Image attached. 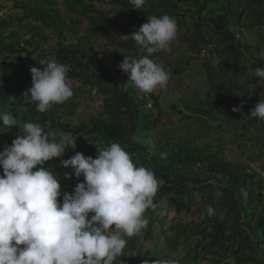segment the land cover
I'll return each mask as SVG.
<instances>
[{
  "label": "clouds",
  "instance_id": "obj_1",
  "mask_svg": "<svg viewBox=\"0 0 264 264\" xmlns=\"http://www.w3.org/2000/svg\"><path fill=\"white\" fill-rule=\"evenodd\" d=\"M3 1L12 3L5 6L0 2V8L5 6L10 15L16 17L18 14L19 17L34 18L35 21L32 27L23 30L24 35L17 29L9 28L10 23L0 17V74L7 78L6 82L0 83L2 86L17 85L20 91L24 90L23 93L16 90L10 95L8 106L0 107V264H114L126 247L127 242L123 237L130 238L147 227L145 212L156 207L154 197L160 182L152 170L136 166L119 143L113 142L107 148L96 150L89 146L95 153L85 156L81 153L83 148L79 140L76 141L80 145L75 147L74 138L77 135L70 131H45L40 124L28 121L26 103L20 105L15 102L16 92L35 103L38 112H54L60 123L74 128L70 122L61 121L58 106L68 107L74 114L76 98H79L77 90L83 86L100 89L93 83H84L82 73H87L84 67L75 70L74 65L58 62L59 55L82 49L77 40L72 45L66 43L71 41L69 26H63L54 57L49 58L52 52L42 40L45 37L40 35V26L34 28L40 21L36 14L28 15L33 7L19 6L20 0L18 3L15 0ZM28 1H36L43 6V1L47 0ZM76 1L80 0H64L63 6L70 17L76 15ZM129 3L132 8L140 10L146 0H129ZM52 4L53 0H48L46 7L56 10L65 23L59 13L60 7L54 8ZM91 6L101 10L96 2ZM1 22L4 23L1 25ZM178 23L168 15L148 17L137 31L130 34L123 32L126 35L120 37L124 40L122 51L119 55L114 54L117 58L112 56L111 65H99L108 71L119 69L115 80L118 86L122 83L118 79L127 74L128 81L142 92L134 98L143 101L145 110L157 105L152 92L158 87H166L169 81V73L150 57L153 53L169 49L177 36ZM18 38L21 39L18 41ZM129 39L135 43L127 41ZM136 48L140 52L136 53ZM82 54L79 62L99 74V66L95 69L90 64L97 62L98 58L94 56L93 60L87 61L84 50ZM254 76L264 81V67L257 66ZM91 95L88 90L84 102ZM149 99L152 100L150 106ZM105 100L103 96V105ZM121 110H124L123 107ZM240 110V106L232 108L233 112ZM249 112L252 117L264 120V100L259 99ZM80 113L81 116L84 114L83 111ZM116 115L113 113L111 117H105L104 114L101 117L115 122ZM91 119L88 118V123H81L89 124ZM13 126H17L22 135L13 136L10 141L2 143L3 133ZM15 130L13 127L11 132ZM57 136L60 137L59 141ZM101 144L104 145L103 141ZM69 147H80V152L60 161L62 167L72 169L71 173L64 172L65 179L63 174L60 176L63 179L60 184L57 174L43 165L51 160L49 165L52 158L61 157ZM81 176L82 180L79 178ZM61 196L62 200H59ZM205 209L209 217L216 214L211 205L206 204ZM157 264L160 262L157 261ZM163 264H178V261L167 260Z\"/></svg>",
  "mask_w": 264,
  "mask_h": 264
},
{
  "label": "trees",
  "instance_id": "obj_2",
  "mask_svg": "<svg viewBox=\"0 0 264 264\" xmlns=\"http://www.w3.org/2000/svg\"><path fill=\"white\" fill-rule=\"evenodd\" d=\"M112 1L120 4V7L130 14L129 17H140L141 20H139L138 24L136 25L134 21H130L128 28L124 29L116 24L114 16H111L106 11L97 10L91 5H86L87 3L81 0L74 2V4L79 6V8L74 7V13L80 18L88 20L91 32H96L99 36L108 34L109 27L112 25L118 26V29L130 34L138 30L143 23H146V18L152 14L157 17L165 15L164 11L167 10L165 7L167 5L174 10L172 15L180 16L179 24L186 23V14L180 13L177 9L179 0H146V4L140 10L131 8L133 6L129 3V0ZM180 1L189 2L192 6L191 9H193L194 16L192 17L191 13L193 20L190 25L196 30V35L192 37L190 42L192 46H190H196V49H198V42H201L197 38L203 39V36L205 37V35H211L212 32H215L220 36V40L226 41L227 36L228 38L229 36L234 37L236 33H241L243 27L247 26V22L245 23L243 20L245 9L234 7L232 0ZM210 3H213V6H210ZM249 3L256 6L257 11L264 5L262 0H250ZM20 5L33 7L28 15L33 13L38 16L36 18L40 21V24L36 23L38 25L35 24V27L33 26L35 29H38L39 26L52 28L57 30V33L55 32V34H58L57 37H61L63 26L65 27L66 24L56 10L39 6L36 1L20 0ZM48 10L52 11V13ZM203 13L204 17L201 19L206 21V24L199 23L200 18L196 16ZM253 15L255 19L260 21L261 14L255 11ZM77 21L80 20L77 19ZM3 23L1 22V25ZM209 39L212 41V38ZM242 42V44L238 45L228 41L226 42L227 48L234 53H238L239 46L242 45L243 49L247 51L249 43L247 41ZM63 49L66 50L65 48ZM82 52V49H76L71 54L59 55L57 57L58 62L61 63L62 61L74 65L75 70L78 67L80 69L84 67L87 70V73H82L85 78L84 83H93L98 86L99 91L106 98L105 106L110 110L108 117L116 113L117 121H110L112 125H109L106 124L105 120H102V117H94L89 124L79 123L74 128H70L60 123L54 112H38L35 103L25 99L22 94H16L14 96L15 102L20 105L26 103V108L29 111L27 114L28 121L40 124L45 131H70L73 135L78 133L91 134L90 141H94L99 137L106 148L113 142L119 143L129 153L136 166H144L152 170L156 178L162 181L154 197L156 207L154 209L150 208L145 212V216L148 219L144 233L146 239H152V226L156 221H160L159 214L163 209L161 206L163 201L166 202V209L174 207L175 210H180L184 206V208H189L196 196L200 195L205 201L201 206H198V209L204 211L205 205H209L214 196H218V203L212 206L215 209V215L209 217L206 213L203 221L198 224H192L191 222L189 224L190 227L177 224L173 228V235L170 238L166 237L170 249L175 250L180 238L188 230L197 231L199 237L191 249L192 252L187 254V259L183 260L185 264H199L203 260L219 262L226 255L224 253L226 251L231 252L237 264H246L247 262L264 264V185H262V180L259 178L258 173L251 169L247 163L228 157L224 148L218 144L214 145L215 150H213L210 143L195 146L193 141L187 138L180 139L174 144L171 143L170 139L164 141L155 140L153 132L161 116L159 114L156 116L142 114L141 119H139L140 114L137 103L142 100L138 99L136 101L131 89H123L121 87L122 83L119 86L115 83L119 69L113 68L108 71L99 66V74H95L87 65H84L81 61L79 62V59H82ZM135 52L140 51L136 48ZM113 57H116V55ZM257 61L260 67H264V57L257 58ZM178 71L179 69H174L175 73ZM210 75L211 72H209ZM1 81H7L4 74H0ZM252 81L254 82V87L251 95H249L251 89H248L246 93L249 97L255 95L256 98H253L252 105L243 106L245 110L249 111L259 99L264 100V81L255 76H253ZM260 81L262 84L259 83ZM213 88L215 93L219 95L215 100L216 106L214 107L219 108L223 96L230 98L232 106H239V97L235 94V90L238 88L236 84L230 83L227 86L224 82H219ZM0 90L1 102H3L4 97H10L16 90L20 91L13 85L10 87L1 85ZM225 90H229V95L225 93ZM23 91L21 90L20 92L23 93ZM106 95L108 97H105ZM122 107L124 110H121ZM0 111L2 110L0 109ZM178 112L182 113V111ZM246 115L250 116V112ZM240 128L243 130L239 134L240 139L249 140L253 142V145H259L264 149V120L250 116L244 120ZM61 129L62 131H59ZM140 138L141 140L139 141ZM56 139L59 141L60 137L57 136ZM74 142L75 147L80 145L78 141L75 140ZM173 145L174 148H172ZM77 151L80 152V147L76 149L69 147L64 154L67 158H70ZM50 161H46L43 166L47 167ZM197 168L201 169L198 170ZM191 169L196 170V177L192 179L187 177V174L192 172ZM201 173H206L207 175L202 177ZM62 177L65 179L64 174ZM63 179L59 180L60 184ZM74 186L75 184L69 188ZM58 199L62 200V196ZM211 221H213V227L210 226ZM227 229L233 233L225 236L223 233ZM133 247V241L127 242L122 256L117 258L114 264H119V261L121 263L126 258L125 251ZM144 255L150 256L151 253L146 251Z\"/></svg>",
  "mask_w": 264,
  "mask_h": 264
},
{
  "label": "rangeland",
  "instance_id": "obj_3",
  "mask_svg": "<svg viewBox=\"0 0 264 264\" xmlns=\"http://www.w3.org/2000/svg\"><path fill=\"white\" fill-rule=\"evenodd\" d=\"M15 1L17 2L19 0ZM47 1H43V7H46ZM249 1L232 0L234 7L245 9L243 20L245 23L247 22V26L243 27L241 33H236L234 37L229 36L228 38L227 36L226 41L220 40V36L215 32H212L211 35L203 36V39L196 37L201 40V42H198V49H196V46L191 47L192 45L190 44L192 37L196 35V30L190 25L193 20L191 13L192 17L194 16L193 9H191L192 6L189 2L179 0L177 9L180 13L186 14V23L177 24V36L170 43L168 50L158 51L156 52L157 54L153 53L150 57L156 63L162 65L169 73V81L166 87H158L152 92L156 98L157 105L155 107L152 109L149 108L150 110H145V105L141 101L137 103V108L140 114L139 119H141L142 114H151L152 116L159 114L161 116L153 132V138L155 140L164 141L170 139L171 143L174 144L180 139L187 138L193 141L195 146L210 143L213 150H215L214 145H221L228 157L245 162L251 169L255 170L262 180V185H264V149L259 145H253V142L249 140L240 139L241 137L239 136L243 132L242 128H240L241 125L244 120L251 116L246 115L249 110H245L243 106L252 105L253 98H256L255 95L249 97L246 91L248 89L252 90L254 87V82L252 81L254 69L257 66L260 67L257 58L264 57V5L257 11V7L250 5ZM262 1L264 3V0ZM0 2L5 4V6L7 4L12 5V3L3 0H0ZM82 2L87 3L86 5H94L96 2L99 5L98 8L114 16L116 24L124 29L128 28L130 21L137 23L140 20V17H129L130 14L112 0H82ZM63 3L64 0H53L52 6L54 8L57 6L60 7L59 13L62 14L66 25L72 31L69 34L71 41H66V43L72 45L77 40L86 53V56H88L87 61L93 60L94 56H96L98 58L97 62L90 63L95 69L99 65H111L113 63L112 56L114 54L119 55L122 51L121 45L124 40H121L120 37L126 34L118 29V26L115 27L113 25L109 27L108 34L99 36L96 32L92 33L89 21L80 18L77 14L70 17ZM209 5L213 6V3ZM5 6L0 8V17L10 23L9 28L17 29L20 34L23 33L25 35L23 30L29 26L32 27L35 19L19 17L18 14L16 17L12 16L8 13ZM75 6L79 8L77 4ZM165 7L167 9L164 11L166 13L165 15L174 18L178 22L180 16L172 15V11L174 10L168 5ZM255 11L261 14L260 21L255 19L253 15ZM151 16L156 15L152 14ZM196 16L200 18L199 23H207L201 19L204 17V13L201 15L197 14ZM77 19L80 21H77ZM39 30H41V37H45L42 40L46 42V47L52 52L49 58H53L58 41L55 30L52 28H43L42 26H40ZM209 38H212V41ZM20 39L18 38L17 40L19 41ZM127 41L135 43L131 39ZM228 41H232L238 45L242 44V41H247L249 43V49L246 51L241 45L239 46L238 53H234L227 48L226 42ZM17 46H19V42ZM174 69H179V71L175 73ZM209 72H211L210 76ZM118 81L122 82L121 85L123 88H132L135 96L137 95L139 97L141 95L142 92L128 81L127 74L121 76ZM219 82H224L227 86L230 83L236 84L238 88L235 90V94L239 97L240 108L242 107L240 111H232L234 106L231 105L228 96H223L218 109L214 107L216 106L215 100L219 95L215 93L213 87L214 85H218ZM13 83V80H11V84ZM259 83L262 84L261 81ZM8 86L10 87L11 85H5L3 87ZM13 86L18 87L17 85ZM82 88L89 90L92 95L87 98L86 102H81L82 93H79V98H76L77 105L74 114L68 107L58 106L57 109L61 113V121L70 122L72 126H76L81 122L88 123V118L104 117V114L105 117L108 116V109L102 102L104 94L96 88L90 89L88 86H83ZM225 93L229 95V90H225ZM72 99L75 100V98ZM8 101L9 97H4L1 106L3 108L7 107ZM54 107H57V105H54ZM194 108H196L195 111ZM210 108L212 109L209 110ZM80 111L84 112L82 116ZM178 111H182V113ZM102 120H105L106 124L112 125V122L108 119L102 118ZM234 126L236 127L233 128ZM13 127L16 130L11 132ZM13 127L10 131L3 133L2 143L10 141L13 136L22 135V132L17 126ZM89 138H91V134L86 135L82 133H78L74 138L81 143L83 148L81 153L85 156L94 154V150L97 148H105L101 144L102 141L100 139L97 138L95 142H91ZM89 146L91 148L93 147L92 149L94 150L89 149ZM172 148H174V145ZM63 159H68L65 154L58 158H52V162L47 166V168H51L57 174L58 179H60V176L64 172L71 173L72 171L70 167L67 169L62 167L60 161ZM197 169L199 170L201 168ZM191 170L192 172L187 174V177L192 179L196 177V170ZM206 175V173H201L202 177ZM79 178L82 180L83 177L81 176ZM158 181L161 184L162 180L159 179ZM61 192L63 193L64 190H61ZM204 201L200 195H197L189 208H184V206L180 210H175L174 207L166 209V202L163 201L161 204L163 209L159 214L160 221H156L152 226V239L145 238V228L139 234L130 238L127 236L123 237L127 242H130V240L131 242L133 241L134 247L125 251L126 258L121 263L119 261V264H157V261L163 264L167 260H176L178 264H185L183 260L187 259V254L192 252L191 249L199 237L197 231L188 230L180 238L175 250L170 249L166 237L168 236L170 238L173 235V228L177 224L190 227L189 224L191 222L192 224H198L203 221L207 212L206 209L204 211L199 210L198 206H201ZM218 201L219 197L214 196L209 202V205L213 206ZM210 224L213 227V221ZM230 233L233 232L227 229L223 235L227 236ZM146 251H149L151 255L145 256L144 253ZM224 253L226 255L219 262L203 260L199 264H237L230 251ZM246 264L253 263L247 262Z\"/></svg>",
  "mask_w": 264,
  "mask_h": 264
},
{
  "label": "crops",
  "instance_id": "obj_4",
  "mask_svg": "<svg viewBox=\"0 0 264 264\" xmlns=\"http://www.w3.org/2000/svg\"><path fill=\"white\" fill-rule=\"evenodd\" d=\"M187 40V39H186ZM89 87V86H88ZM78 93H82V99L81 102L85 101V98L88 96V90H84L83 88H81L80 90H77Z\"/></svg>",
  "mask_w": 264,
  "mask_h": 264
},
{
  "label": "built area",
  "instance_id": "obj_5",
  "mask_svg": "<svg viewBox=\"0 0 264 264\" xmlns=\"http://www.w3.org/2000/svg\"><path fill=\"white\" fill-rule=\"evenodd\" d=\"M147 97H148V96H147ZM149 101H150V102H149V106H150V105L152 104V100H151V99H149Z\"/></svg>",
  "mask_w": 264,
  "mask_h": 264
}]
</instances>
